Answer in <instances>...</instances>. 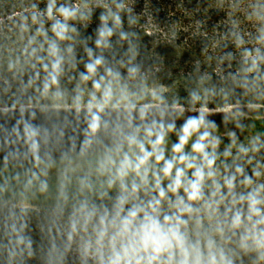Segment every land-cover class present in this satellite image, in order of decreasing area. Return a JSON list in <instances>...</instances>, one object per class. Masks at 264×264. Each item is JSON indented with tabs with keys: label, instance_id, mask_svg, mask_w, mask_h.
<instances>
[{
	"label": "trees",
	"instance_id": "16d2710c",
	"mask_svg": "<svg viewBox=\"0 0 264 264\" xmlns=\"http://www.w3.org/2000/svg\"><path fill=\"white\" fill-rule=\"evenodd\" d=\"M65 3L78 6L82 15L68 21L76 30L69 31V39L59 42L64 56L60 90L92 88V80L82 81L80 73L86 72V63L102 57L104 63L92 79L99 80L103 76L105 83L163 87L172 106L215 110L255 107L262 118L260 136L242 143L249 148L247 155L238 153L240 145L234 146L231 148L233 155L221 156L217 165L222 174L234 171L233 158L240 155L242 158L236 163L241 164L248 175H252L253 170L260 171L261 176H253V180L264 183V40L259 39L264 35V0H57V4ZM33 4L39 8L33 9ZM46 4L47 0H0L2 117L31 107L36 101L52 96L56 90L54 85L48 96H41L47 73L34 58L23 52L28 38L35 35L39 26L32 22L31 14L42 11ZM117 4L124 7L118 9ZM110 12H118L122 23L115 24ZM101 13L108 16L106 22L100 20ZM21 16H28L29 30L23 33L19 28V24L25 22ZM42 19L52 36V21L47 17ZM105 23L113 29L110 37L100 36ZM37 40L42 42L43 37ZM88 49L92 51L91 58ZM40 54L46 56V52ZM10 61L17 62L11 70ZM132 68L136 69L135 73L130 72ZM108 69L119 73V78L114 80L109 76ZM193 92L200 100L192 99ZM67 133L42 134L35 138L42 147L51 139L60 144L62 137L72 136L71 132ZM11 137H8L9 144ZM22 139L29 141L28 136ZM254 146L258 150H252ZM222 162L232 167L226 169ZM248 190L242 185L237 187V192ZM116 196L58 207L0 203V264H98V260L91 253L86 254L83 248L84 242L93 236L92 225L98 223V217L89 224L87 233L78 225L77 232L72 233L69 240L71 223L81 219L79 210L83 204L89 209L95 206L102 213L105 208L112 209ZM190 230L195 239L194 225L190 224ZM21 237L23 241L18 243ZM238 239L239 233L225 241L217 237L226 250L234 253V264H264V259L256 252L239 248ZM10 249H15L16 255H10Z\"/></svg>",
	"mask_w": 264,
	"mask_h": 264
},
{
	"label": "clouds",
	"instance_id": "9594fccd",
	"mask_svg": "<svg viewBox=\"0 0 264 264\" xmlns=\"http://www.w3.org/2000/svg\"><path fill=\"white\" fill-rule=\"evenodd\" d=\"M116 6L118 9L124 7L123 4ZM32 8L38 9L39 6L33 4ZM78 15H82L78 6L57 4V0H47L42 11L31 14L32 22L39 26L35 35L28 38L23 52L34 58L47 73L42 91L37 89L41 96H48L55 85L52 97L64 99L65 94L59 88L64 63L59 42L69 39V31L76 30L68 21ZM110 15L115 24L122 23L118 12H110ZM42 17L52 21V36L44 27ZM21 19L25 22L20 23L19 28L22 33L27 32L28 16H21ZM100 20L106 22L108 16L101 13ZM112 34L113 29L105 23L100 36L110 37ZM37 37H43V41H38ZM259 39L264 40V35ZM100 43L98 40L97 44ZM68 51H71L70 47ZM87 51L91 58V49ZM42 52H46V56L41 55ZM247 54L251 55L250 52ZM17 62L10 61L9 69H14ZM103 63L102 57H96L85 64L86 72L80 73L82 81L92 80V88L101 92L99 98L92 92L88 101L89 108L95 106L98 110H103L113 99L112 81L105 83L103 76L99 80L92 79ZM32 66L36 67L35 64ZM107 72L114 80L119 78V73H113L111 69ZM130 72L135 73L136 69L132 68ZM191 96L194 101L200 100L195 92ZM80 100V95L74 97V102ZM123 100H128L127 94L122 93L117 104ZM129 106H133L131 102ZM218 127L201 111L199 115L188 116L179 129L175 122L165 125L153 121L137 126L130 133H121L115 146L106 150L99 168L101 174H107L109 188L118 185L115 203L111 210L105 208L102 213L95 206L89 209L83 204L79 210L81 219L71 223L69 240L72 233L77 232L78 225L87 233L89 224L98 217V223L92 225L93 236L83 245L84 252L91 253L98 264H234V253L226 250L217 237L225 241L237 233L239 248L256 252L260 259H264V183L253 180V176L259 177L261 172L253 170L252 175H248L245 168L236 163L242 158L240 155L233 158L234 171L220 172L217 161L221 156L233 155L231 148L235 140L219 151L221 139L212 131ZM89 128L91 132L80 140L81 154L92 145L93 134L100 129L99 117L89 124ZM25 130L30 150L39 160L40 142L35 137L40 129L37 125L25 124ZM170 132L175 133L171 144ZM231 135L234 137L235 133ZM252 150L258 149L254 146ZM248 152L249 148L239 146V154L247 155ZM7 159L8 154L0 151V160ZM224 167L230 169L232 166L224 163ZM41 185L47 187L44 181ZM241 185L250 190L237 192ZM190 224L194 225L195 239ZM22 241L21 237L18 243ZM10 255H16L15 249H10Z\"/></svg>",
	"mask_w": 264,
	"mask_h": 264
},
{
	"label": "rangeland",
	"instance_id": "374dc122",
	"mask_svg": "<svg viewBox=\"0 0 264 264\" xmlns=\"http://www.w3.org/2000/svg\"><path fill=\"white\" fill-rule=\"evenodd\" d=\"M112 86L113 99L103 110L88 107L91 93L95 92L99 98L100 91L78 87L64 92L62 101L50 96L29 108L0 116V151L8 154L7 160H0V203L58 207L118 194V185L109 188L107 174L99 171L106 150L115 146L121 133H130L137 126L153 121L165 125L175 122L179 129L188 116L203 111L209 121L219 126L212 130L221 139L219 149H225L233 140L232 147L241 145L258 138L262 132V118L251 107L184 108L170 105L163 87L142 88L121 83ZM122 93L127 94L128 100L117 104ZM77 95L81 96L79 103L74 102ZM97 117L100 129L93 134L92 145L81 154L80 140L91 132L89 124ZM25 124L37 125L39 135L66 131L72 136L62 137L60 144L52 139L46 142L39 147L37 160L36 153L30 150V142L22 139L27 136ZM174 140L175 133L170 132L169 144ZM41 181L46 182V188Z\"/></svg>",
	"mask_w": 264,
	"mask_h": 264
},
{
	"label": "water",
	"instance_id": "95a60500",
	"mask_svg": "<svg viewBox=\"0 0 264 264\" xmlns=\"http://www.w3.org/2000/svg\"><path fill=\"white\" fill-rule=\"evenodd\" d=\"M251 108H253V110L257 113V111H256V108L255 107H251Z\"/></svg>",
	"mask_w": 264,
	"mask_h": 264
}]
</instances>
